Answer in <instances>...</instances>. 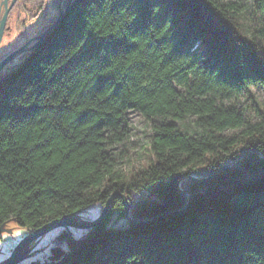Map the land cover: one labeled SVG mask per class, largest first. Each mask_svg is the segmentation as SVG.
I'll return each mask as SVG.
<instances>
[{"label":"trees","instance_id":"16d2710c","mask_svg":"<svg viewBox=\"0 0 264 264\" xmlns=\"http://www.w3.org/2000/svg\"><path fill=\"white\" fill-rule=\"evenodd\" d=\"M58 3L14 8L53 21ZM131 146L152 161L130 166ZM114 191L157 218L128 221L115 196L46 264H264V0H72L0 82V225L40 229Z\"/></svg>","mask_w":264,"mask_h":264},{"label":"rangeland","instance_id":"374dc122","mask_svg":"<svg viewBox=\"0 0 264 264\" xmlns=\"http://www.w3.org/2000/svg\"><path fill=\"white\" fill-rule=\"evenodd\" d=\"M15 3L10 8V10L12 11H11V14L7 18V20L10 22L8 23V25L17 24L16 22L17 20H22L21 21L23 23V26L21 28L22 31L15 32L17 37L13 39L12 41H5L7 45L6 46L4 45L5 47L2 46V50H1L2 54H5L7 51L13 49L18 41H20L23 44L27 40L33 38L36 34H40L50 24L54 22V21H50L49 19L50 13L48 12H50L51 9L47 10L45 13L42 12L38 14L36 18L27 20L26 13L29 7L25 6V8L22 9V5L20 6L18 5L16 6L17 8H14ZM62 7L65 8L66 6L62 3ZM14 20L15 22L13 23ZM26 55H27V52H24V53H21L15 56V58L11 60L5 66L4 69L10 70L13 67H16L17 64H21ZM128 116H129L132 134L134 133V135H136L135 134L136 132L137 133L136 138L139 141V143L144 142L143 140L145 138L144 137L142 138V136L145 134V132L148 133L150 137V126L148 122L146 121V119H144L141 116V114L138 111H135V110L129 111ZM149 137H147L146 140L149 139ZM151 161H152V154L148 150L147 147H136V146L130 147V159L128 162L130 166L132 165L133 166H145L149 164ZM101 209H102V202L98 201V202L89 204L83 208L77 209L71 212V214L79 215V218L85 221H91L93 219H96L99 216ZM123 222H124L123 218H119L117 223H115V226H122ZM18 226H21V225H18ZM64 230H67L70 236L74 239L81 238L88 231V229H81V228H76L72 226L66 227L62 225H57L53 227L51 230H49L48 232L28 241L25 244V246L30 245L37 238H39L37 243H40L45 237H48L53 233L49 243L41 251L19 259L17 261V264H45L47 262L52 261L53 260L51 258L52 246L59 245L63 250H66L68 247L67 239L60 235ZM14 232L18 236L17 239L12 236L10 231H7L6 229L0 230V243L5 242L4 244L6 247L3 250L8 252L6 253V252L0 251V262H2L4 259H7L9 255L12 253L13 249L16 247V245L26 235L29 234V231L25 226H23L22 228L20 227L14 228Z\"/></svg>","mask_w":264,"mask_h":264},{"label":"water","instance_id":"95a60500","mask_svg":"<svg viewBox=\"0 0 264 264\" xmlns=\"http://www.w3.org/2000/svg\"><path fill=\"white\" fill-rule=\"evenodd\" d=\"M16 0H0V41L2 38V33H3V27H4V23H5V19L8 13V10H10V8L12 7V5L15 3ZM71 0H69L68 5L66 6V8L62 7V1L59 0V8H58V17L57 19L49 26L47 27L43 32H41L40 34H36L33 38L27 40L26 42H24L23 44L18 41L16 43V45L14 46L13 51L9 50L8 54L7 52L5 54L1 55V58L3 56V59L0 62V82L3 80L1 77V69L4 68L11 60H13L15 58V56L27 52V55L25 56L24 60L22 61V63L29 57L32 55V53L34 52L35 48L41 43L43 42V40L48 36V34L50 35V32L52 30V28H54V26H56L57 22L63 17L64 12L68 9L69 4H70ZM64 9V10H63ZM11 51V52H10ZM21 63V64H22ZM21 64H17V66L21 65ZM16 67H13L12 69H10L9 71L7 70L6 73L4 74V76H6L7 74H9V72L13 71ZM213 175H209V176H203V177H197V176H189V179H193V180H207L210 177H212ZM181 182V181H180ZM179 182V183H180ZM178 183V189L180 191H182L180 185ZM115 196H120L122 198L123 204H124V216L125 218L133 223H143V222H148L151 221L157 217H149V218H144V219H134L131 217L130 215V203L127 199V195L126 193H122L120 191H114L112 192L109 197L107 198V200L105 201L104 205L102 206L101 212L99 214V216L93 220V221H85L81 218H79V215L76 214H69L68 216H64L58 219H54L48 223H46L42 228L40 229H35L34 231H32L31 233H29L28 235H26L18 244L17 246L14 248V250L12 251L11 255L7 258L4 259L2 262H0V264H17V261L25 256L28 255H32L35 254L39 251H41L50 241L53 233L48 236L45 237L42 242L37 243L38 239L37 238L34 242H32L30 245H23L24 243H26L27 241H30L31 239H34L46 232H48L49 230H51L55 225H62V226H75L78 228H82V229H90L92 228L94 225L101 223L105 217L107 216L109 210H110V205L111 202L113 200V198ZM188 198V194L186 195V199L185 201H187ZM171 213V212H169ZM169 213H165L163 215L160 216H164L167 215ZM158 216V217H160ZM20 227L22 228L23 226H18L16 225L14 220H7L6 222L2 223L0 225V230L1 229H6L7 231H10L12 236L15 237L16 239L18 238L17 234L14 232V228ZM5 242L0 243V251L2 252H6L3 249L6 247ZM8 253V252H6Z\"/></svg>","mask_w":264,"mask_h":264},{"label":"bare ground","instance_id":"6f19581e","mask_svg":"<svg viewBox=\"0 0 264 264\" xmlns=\"http://www.w3.org/2000/svg\"><path fill=\"white\" fill-rule=\"evenodd\" d=\"M61 1H63V0H61ZM72 1V0H71ZM63 3V2H62ZM64 4V3H63ZM47 5V4H46ZM68 5V4H67ZM67 5H65V6H67ZM48 7V8H47ZM71 7V2H70V4H69V7H68V9ZM49 8L51 9V11L50 12H48V13H51L52 11H54L55 9H54V7L53 6H49V5H47L45 8H44V10L43 11H47V10H49ZM58 8H59V5H58ZM66 8V7H65ZM64 10V9H63ZM45 12H43V13H45ZM11 14V10H8V13H7V16H6V19H5V23H4V27H3V33L2 34H4V30L5 29H9V27L11 28L10 30H13V31H15V32H20V31H22L21 30V26H19L18 24H11V25H8V23H10L8 20H7V18H8V16ZM64 14H65V12H64ZM58 15H59V13H58ZM58 15L56 16V18L53 20V21H55L56 19H57V17H58ZM13 16H15V15H13ZM64 16V15H63ZM63 18V17H62ZM62 18L57 22V24H56V26H54V28H52V30H51V32H50V35L53 33V32H55V29L57 28V26L60 24V22H61V20H62ZM29 22V21H28ZM51 25V24H50ZM49 25V26H50ZM48 26V27H49ZM49 34H48V36L43 40V41H45L49 36H50ZM3 36V35H2ZM2 39V38H1ZM0 43H1V41H0ZM42 43V42H41ZM5 68V67H4ZM4 68H2L1 69V77H3L2 79H4L5 78V76H4V74L6 73V71H7V69H4ZM9 71V70H8ZM10 73V72H9ZM93 220H95V219H93ZM93 220H91V221H93ZM97 225V224H96ZM55 226H57V225H55ZM54 226V227H55ZM95 226V225H94ZM93 226V227H94ZM66 227H71V226H66ZM72 227H75V226H72ZM76 228H78V227H76ZM82 229V228H81ZM91 229V228H90ZM35 229H29L28 231H29V233H31L32 231H34ZM64 232H67V233H69L67 230H64L62 233H64ZM62 233L60 234L61 236H62ZM70 235V234H69ZM71 237V236H70ZM83 237V236H82ZM72 238V237H71ZM74 239V238H73ZM28 242V241H27ZM26 242V243H27ZM26 243H24L23 245H25ZM17 246V245H16ZM14 250V249H13ZM11 255V254H10ZM9 255V256H10ZM46 264V263H45Z\"/></svg>","mask_w":264,"mask_h":264},{"label":"flooded vegetation","instance_id":"af4514ba","mask_svg":"<svg viewBox=\"0 0 264 264\" xmlns=\"http://www.w3.org/2000/svg\"><path fill=\"white\" fill-rule=\"evenodd\" d=\"M15 22V20L13 21V23ZM10 25V24H9ZM11 28L9 27V29H5L4 30V34H3V36H2V39H1V43H0V62H1V60L3 59V57H5V56H3L2 58H1V50H2V46H6L7 44L5 43V41H12L13 39H15L17 36H16V34H15V31H13V30H10ZM4 46V47H5ZM11 51H13V50H11ZM10 51V52H11ZM7 54H8V51H7Z\"/></svg>","mask_w":264,"mask_h":264}]
</instances>
